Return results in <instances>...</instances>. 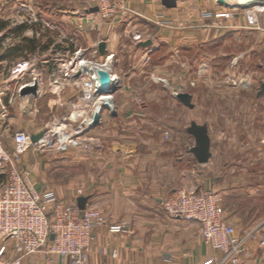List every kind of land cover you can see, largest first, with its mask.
<instances>
[{"label":"crops","instance_id":"crops-1","mask_svg":"<svg viewBox=\"0 0 264 264\" xmlns=\"http://www.w3.org/2000/svg\"><path fill=\"white\" fill-rule=\"evenodd\" d=\"M86 1L0 0L4 22L13 9L28 8L37 15V9L44 7L47 20L59 18L78 27L0 30V66L12 65L14 71V77L0 73L4 158L0 181H5L6 167L13 162L16 133L41 134L40 139H47L62 123L71 135L82 119L94 116L101 106L98 124L76 137L81 142L78 147L59 156L52 150L29 147L18 165L30 173L37 190L52 191L61 202L79 210L95 209L109 224L126 225V231L118 234L105 227L96 229L84 264H203L208 259L213 264H231L202 241L198 224L164 212L160 203L180 190L219 192L227 223L236 235L255 232L245 240L237 264H264V12L256 29L247 23L252 7L227 9L216 0H174L175 6L167 8L162 0H124L127 14L105 23L87 10ZM259 8L264 9V1L256 5ZM207 12H228L233 17L203 19ZM165 22H171L172 28L162 25ZM216 23L227 28H216ZM137 34L142 41L134 40ZM8 38L20 41L14 47ZM102 42L103 56L98 48ZM15 48L23 55L29 53L28 57H10ZM107 56L111 60L106 61ZM80 58L95 67L105 61L109 65V75L117 80L111 100L93 93L92 75L77 65ZM183 64L192 68L201 64L209 77L204 99L189 93L192 108L168 94L167 87H162V93L153 81L165 71L169 84L166 74L172 67L175 76L179 72L175 85L182 91ZM218 66L222 67L221 80L213 74ZM234 83L244 86V92H230ZM32 85L36 95L23 92ZM220 85L223 90L215 92ZM102 98L108 103L102 104ZM199 101L205 103L203 110ZM182 108L192 119L186 134L192 124L206 129L209 158L205 164H199L191 152L194 137L188 134L182 140L179 135L182 129L175 116ZM72 110L81 119H68ZM167 110L174 124L163 119ZM201 112L204 124L194 122ZM1 260L13 261L10 255ZM20 264L50 263L40 252Z\"/></svg>","mask_w":264,"mask_h":264},{"label":"built area","instance_id":"built-area-1","mask_svg":"<svg viewBox=\"0 0 264 264\" xmlns=\"http://www.w3.org/2000/svg\"><path fill=\"white\" fill-rule=\"evenodd\" d=\"M86 4L87 10L95 8V15L105 23L114 22L128 12L124 0H87ZM252 9L254 12L247 16L248 23L260 29L259 15L264 9L258 10L256 6ZM231 17L233 14L228 12L214 15L207 12L202 15L203 19ZM214 27L227 28L221 23L214 24ZM134 40L140 42L142 36L137 34ZM107 60H111V56H107ZM110 78L117 83L114 77ZM91 80V85H94L93 93H96L97 81L94 74ZM179 92L174 93V96ZM107 96L111 98L110 95ZM100 98L98 97L97 103ZM101 108L98 106L97 113ZM107 109L112 110L110 107ZM79 114L72 110L68 119L76 122L81 119ZM92 121L93 116L87 120L82 119L71 135L67 133V125L58 123L53 132H49L47 139H39L36 143H31L30 137L24 133L13 136L14 159L9 163L5 181L0 182V264H20V260L40 252L50 264H84L96 229L105 227L111 234L126 231L124 223L109 224L95 209L79 210L74 205L61 202L52 191L37 190L30 181V173L18 167L20 156L29 147L35 151L48 149L61 152L78 147L81 142L76 137L91 126ZM2 154L0 149V168L4 160ZM77 194L80 195L81 191H77ZM160 205L167 215L198 224L202 241L213 250L221 252L231 264L238 263L239 256L244 251L245 240L255 234L251 231L244 237L236 235L233 226L227 223L219 192L175 191ZM8 255L12 256L13 261L2 262L1 259ZM112 256L115 257L114 252ZM53 258L57 262L54 263ZM213 263V259H208L203 264Z\"/></svg>","mask_w":264,"mask_h":264},{"label":"rangeland","instance_id":"rangeland-1","mask_svg":"<svg viewBox=\"0 0 264 264\" xmlns=\"http://www.w3.org/2000/svg\"><path fill=\"white\" fill-rule=\"evenodd\" d=\"M23 9L24 8H22V10L13 9L12 16H10L9 19L5 20L6 22H4L3 20H0V30H8V29H10V30H19V31H21V30H23V31H29V30L40 31V30H46V29L69 30V29L78 28L77 26L72 25L68 21H64V22L61 21L59 18H55L52 22H51V20H47L48 18L46 17V9L44 7H39L37 9V13H38L37 15L30 13L29 12L30 10L28 8L26 10H23ZM262 22L264 24V19H263ZM47 24H48V27H47ZM162 25L167 26L169 28H172V23L171 22H165ZM82 28H84V27H82ZM18 41H20V39L8 38L7 43L8 44H13L14 43L13 45H14V47H16L15 45H17ZM11 48H13V47H11ZM34 52H37V50L33 51V54H34ZM21 54L22 53L17 48L10 50V57H12V58L19 57V56H22V57H19V58H23V57L26 58L29 55V53H26L25 55H23V54L21 55ZM72 56H74V55H72ZM70 57H71V55H70ZM87 60H89V59H87ZM106 61H107V58H106ZM106 61H105V63H106ZM200 65L197 66L198 68L197 67L192 68L189 65L185 66V64H183L181 66L182 70H183V72H182V83H183L182 91L183 92L182 93L198 94V96L201 95V99H204V95L207 92V86H206L207 83L206 82H207L209 77L208 78L206 77V72H205L204 66L200 67ZM186 69H187V71L185 73ZM163 72L164 73H160V72L157 73L155 75V78H154L153 81H155L156 83H159L158 84V89L162 93H165V91H163L162 87H167V89H169L167 91V93L174 96L175 95L174 93L179 92V90H178L179 86L177 84L175 85V83H177V82L179 83V81L177 80L179 72L175 76L174 72H176V71H174L172 67L170 69H168V72H167L166 75H167V78L169 80V84L167 83L166 78L163 76V74H165V71H163ZM212 72H210V73H212ZM0 73H1V76H3V77H12V76H14V74H13L14 71L12 69V65H10V66H8V65L0 66ZM196 74H198L197 75L198 77L195 76ZM213 74L215 76L214 77L215 80H221L222 79V74H223L222 67L218 66V68H216V70H214ZM20 77H22V75H20ZM195 77L197 79H195ZM224 78H227L226 80H227L228 83H232V82L228 81V77L227 76H225ZM215 80H214V82L216 83ZM244 84L247 85L248 83H244ZM222 90H223V88L221 87V85L215 87V92H221ZM240 91H241V93L244 92V86L239 87L238 85H236V83H234V85L232 86V89L230 90V92H233V93H238ZM115 92H117V89H116ZM177 94H179V93H177ZM198 105H199V110H203L204 106H205V103L203 101H199ZM169 111L170 110L166 111V115H165V117L163 119L165 121L167 120V122H171V124H174L172 122L174 117L170 114ZM169 116H171L173 118H171V120H170ZM190 118L191 117L188 114V112L185 109H183V108H182L181 114L178 115V117L175 116V120H176V122H178L177 126L180 127V129H182L181 131L178 130L179 133L181 132V134H179V135H183V139L182 140H185V138H187L188 134H186L185 130H186L187 127H189L190 122H192V119H190ZM194 122L203 123L204 124L205 123L204 113L202 114V112H201V114H199V117L195 118ZM175 136L178 137L177 132H176ZM51 152H54L56 156H59V155H61V153H63L61 151H56V150H53ZM219 168H221V167H219ZM8 169H9V166L6 167V170H8ZM263 170H264V167H263ZM5 175L7 177L8 171H7V173H5ZM206 191H209V190H206ZM262 205H264V202H262ZM262 207H264V206H262Z\"/></svg>","mask_w":264,"mask_h":264},{"label":"water","instance_id":"water-1","mask_svg":"<svg viewBox=\"0 0 264 264\" xmlns=\"http://www.w3.org/2000/svg\"><path fill=\"white\" fill-rule=\"evenodd\" d=\"M264 0H235L234 2L230 0H216L217 5L227 9H240L245 10L251 8L256 5H261ZM162 4L167 7L171 8L174 7V0H162ZM90 13H95L96 9H90ZM99 53L103 56L106 53L105 50V43L102 42L99 44ZM97 73V87L96 93L103 94V95H112L117 89V83L112 81L110 75L107 71L98 69ZM24 93L36 95V87L35 85L27 86L24 88ZM176 99L185 107L192 108L191 105V96L187 93H179L176 96ZM103 108H107L103 105ZM99 116L96 113L93 116V121L91 126H95L98 124ZM188 134L193 136L195 139V147L192 149V153L194 154L197 162L199 164H205L209 158L208 153V138L206 135V129L204 127H198L195 124H192L191 127L188 129ZM41 138V134L36 136H31L30 141L31 143H36ZM53 237L51 236L50 239Z\"/></svg>","mask_w":264,"mask_h":264},{"label":"bare ground","instance_id":"bare-ground-1","mask_svg":"<svg viewBox=\"0 0 264 264\" xmlns=\"http://www.w3.org/2000/svg\"><path fill=\"white\" fill-rule=\"evenodd\" d=\"M78 60V59H77ZM80 61V62H79ZM76 62V61H75ZM77 65L78 66H80L81 68H82V71H84V72H87V73H89L90 75H92V74H94V76H96V80H97V73H96V71L98 70V69H102V70H105V71H107L108 73L110 72V67H109V65L108 64H105V65H103V64H99V66H94L93 64H92V62L90 63V62H88V61H84V60H82V58H80V60H78V62H77ZM25 67V66H24ZM77 67V66H76ZM19 71V70H18ZM16 72V71H15ZM94 72V73H93ZM18 73V72H17ZM14 77V76H13ZM110 100H111V98H110ZM101 103L103 104V103H108V102H106V100H105V98H102L101 99ZM105 107H107L106 105H104ZM98 111V110H97Z\"/></svg>","mask_w":264,"mask_h":264}]
</instances>
